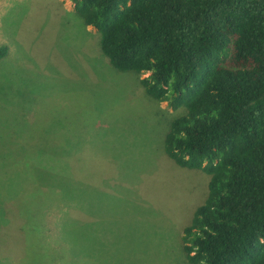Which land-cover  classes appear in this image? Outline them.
Listing matches in <instances>:
<instances>
[{
	"label": "rangeland",
	"instance_id": "374dc122",
	"mask_svg": "<svg viewBox=\"0 0 264 264\" xmlns=\"http://www.w3.org/2000/svg\"><path fill=\"white\" fill-rule=\"evenodd\" d=\"M0 44V264H49L25 246L33 207L51 264H188L209 178L164 154L175 113L146 97L148 75L112 68L72 0H0Z\"/></svg>",
	"mask_w": 264,
	"mask_h": 264
},
{
	"label": "trees",
	"instance_id": "16d2710c",
	"mask_svg": "<svg viewBox=\"0 0 264 264\" xmlns=\"http://www.w3.org/2000/svg\"><path fill=\"white\" fill-rule=\"evenodd\" d=\"M72 2L110 66L147 74L139 82L146 97L175 113L166 157L209 178L183 229L187 263L264 264V0ZM8 54L0 44V60ZM38 212L27 216L34 235L25 246L51 264L59 255L29 224Z\"/></svg>",
	"mask_w": 264,
	"mask_h": 264
}]
</instances>
